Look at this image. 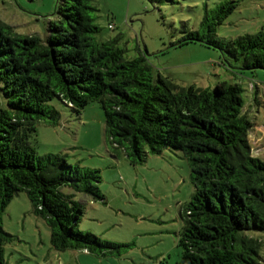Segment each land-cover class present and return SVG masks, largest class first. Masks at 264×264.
<instances>
[{
    "label": "trees",
    "instance_id": "obj_1",
    "mask_svg": "<svg viewBox=\"0 0 264 264\" xmlns=\"http://www.w3.org/2000/svg\"><path fill=\"white\" fill-rule=\"evenodd\" d=\"M237 5L205 7L198 30L181 31L171 46L199 43L240 71L264 72V24L252 34L214 38ZM96 11L90 0H57L42 38L0 22V264L17 240L4 231L2 215L19 193L48 227L55 251L118 257L130 248L78 229L83 212L75 194L105 202L99 170L71 165L62 154L38 155L32 146L37 123L60 122L53 101L76 115L98 103L113 159L136 166L164 150L182 154L192 193L179 211L176 264H264V160L251 153L243 89L225 81L213 89L176 84L154 72L143 51L127 58L119 34L99 43Z\"/></svg>",
    "mask_w": 264,
    "mask_h": 264
},
{
    "label": "rangeland",
    "instance_id": "obj_2",
    "mask_svg": "<svg viewBox=\"0 0 264 264\" xmlns=\"http://www.w3.org/2000/svg\"><path fill=\"white\" fill-rule=\"evenodd\" d=\"M224 0H90L100 28L95 39L120 35L118 46L127 58L143 51L154 72L180 86L213 89L221 81L243 89L245 111L252 123L248 141L252 156L264 160V72L240 71L218 49L199 43L172 47L181 31L198 30L204 8ZM236 9L214 29V38L234 39L256 32L264 24V0H233ZM57 0H0V22L22 35L46 34ZM228 60V61H225ZM232 68H231V67ZM58 125L41 121L30 142L38 155L62 154L71 164L97 169L104 203L76 193L82 207L78 229L104 241L130 245L118 257H96L81 250L55 251L49 229L31 214L24 193L14 196L2 215L4 231L17 237L4 250L6 264H176L179 258L180 207L192 193L188 166L179 152L164 150L131 166L109 156L103 143L104 116L96 102L76 115L58 101ZM65 193L70 190L63 188Z\"/></svg>",
    "mask_w": 264,
    "mask_h": 264
}]
</instances>
